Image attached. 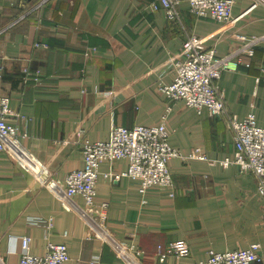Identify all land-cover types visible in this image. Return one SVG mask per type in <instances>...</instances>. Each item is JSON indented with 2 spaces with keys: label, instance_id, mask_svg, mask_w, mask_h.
Masks as SVG:
<instances>
[{
  "label": "crops",
  "instance_id": "0c3cea01",
  "mask_svg": "<svg viewBox=\"0 0 264 264\" xmlns=\"http://www.w3.org/2000/svg\"><path fill=\"white\" fill-rule=\"evenodd\" d=\"M152 1L0 0V95L10 98L16 113L7 121L17 126L41 170L40 178L0 152V264L18 263L21 235L31 237L30 252L38 255L48 242H65V264H89L95 253L99 264H127L43 180L82 167L78 130L90 141L108 140L115 125H151L164 113L169 144L183 153L198 147L206 159L168 161L173 196L156 187L141 193L127 175L103 176L125 171L127 161H102L95 201L108 202L111 232L132 243L144 264H159L157 246L172 240H185L188 252L160 264H205L210 249L255 242L264 252L257 179L235 163H220L234 152L230 115L241 119L253 112L264 126V40L223 71L222 117L180 100L168 102L158 90L160 82L172 81V62L183 55L187 34L202 38L218 55L237 42L238 32L264 34V0H234L227 24L197 16L187 0L180 3V22L172 21L162 9L151 10ZM93 47L95 52L84 53ZM49 218L52 226L46 228Z\"/></svg>",
  "mask_w": 264,
  "mask_h": 264
},
{
  "label": "built area",
  "instance_id": "2783aa9c",
  "mask_svg": "<svg viewBox=\"0 0 264 264\" xmlns=\"http://www.w3.org/2000/svg\"><path fill=\"white\" fill-rule=\"evenodd\" d=\"M262 1V0H260ZM191 12L197 16H210L220 23L231 22V8L234 0H187ZM257 2V1H256ZM181 0H156L150 3L153 11L162 9L166 18L181 20ZM237 42L228 52L218 55L213 46H206L202 38L189 33L182 42L183 55L172 62L175 71L170 83L160 82L158 90L168 102L183 101L187 106L200 112L207 108L212 114L222 117L227 114L218 81L224 70L234 69L241 54L252 55L254 48L264 40L262 35L236 33ZM36 43L35 45H38ZM96 48L85 50V54L95 52ZM112 91H107L110 94ZM169 108V106H167ZM16 112L10 105V98L0 95V152H7L20 166L40 177V164L26 149L19 139L18 128L9 123L8 117ZM228 124L233 131V156L220 160L223 166L229 163L238 165L241 172L255 175L257 192L264 208V126L255 122L253 112L238 119L228 117ZM77 136L81 145L82 162L80 168L67 172L62 178H45L44 186L61 198L64 206L76 211L90 228L95 238L106 242L115 255L127 264H144L140 252L132 243L120 240L111 232L107 222L108 202H96V183L99 164L104 160L123 158L127 161L125 171L105 172L103 176L117 180L122 175L135 179L141 193L156 187L174 194V182L168 168V161L177 157L184 161L206 159L205 153L198 147L180 152L169 144V132L166 127V113L151 125L135 124L132 127L115 125L111 128L108 140H88L83 138L82 130ZM25 136V133H21ZM41 178V177H40ZM80 196L82 201H77ZM264 219V218H263ZM52 226L51 218L46 228ZM65 235V232H64ZM19 259L17 264H65L69 259L65 242H48L44 254L30 252L31 237L18 236ZM188 252L185 240H172L165 246H157V261L164 262L169 255L181 257ZM99 254H93L89 264H99ZM264 263V252L259 243H252L246 248L216 251L210 249L205 264H255Z\"/></svg>",
  "mask_w": 264,
  "mask_h": 264
}]
</instances>
